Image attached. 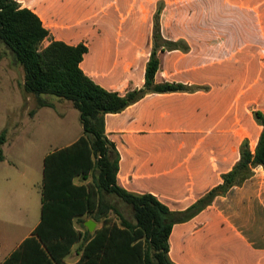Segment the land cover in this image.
<instances>
[{"label": "crops", "instance_id": "1", "mask_svg": "<svg viewBox=\"0 0 264 264\" xmlns=\"http://www.w3.org/2000/svg\"><path fill=\"white\" fill-rule=\"evenodd\" d=\"M70 1L20 5L49 31L44 46L85 44L80 68L106 90L124 95L144 86L158 6L162 37L188 47L159 54L155 83H183L189 91L147 93L105 117L120 155V187L183 211L223 183L245 141L254 153L262 132L254 112L264 113V0ZM36 179L0 178V264L40 222L43 178L40 188ZM79 218L85 226L89 220L76 217L78 230ZM168 254L175 264H264V167L251 166L242 183L174 224ZM79 259L78 243L65 260Z\"/></svg>", "mask_w": 264, "mask_h": 264}, {"label": "trees", "instance_id": "2", "mask_svg": "<svg viewBox=\"0 0 264 264\" xmlns=\"http://www.w3.org/2000/svg\"><path fill=\"white\" fill-rule=\"evenodd\" d=\"M49 31L41 19L17 0H0V43L11 51L24 71V88L37 96L51 94L72 102L80 112L83 133L72 144L54 150L44 158L42 208L39 224L2 264H175L169 257V237L174 224L185 222L209 206L213 199L250 175V167H264V116L256 112L262 132L254 153L245 141L240 160L224 174L223 183L183 211H172L150 193L135 194L116 182L120 155L105 133L104 115L119 113L147 93L189 91L183 83H155L160 60L158 50H187L182 41H166L154 34V48L139 90L121 95L96 84L80 68L88 47L53 40L44 46ZM163 41L161 45L157 41ZM39 103L44 104L39 97ZM0 134V162L4 160ZM91 177L87 183H76ZM113 194L125 202L134 221L121 215L114 205H105L102 194ZM110 209L118 220L104 219L90 233L75 226L76 217H92ZM78 219V220H79ZM94 220H97L95 217ZM81 242L80 259L66 262V256Z\"/></svg>", "mask_w": 264, "mask_h": 264}, {"label": "rangeland", "instance_id": "3", "mask_svg": "<svg viewBox=\"0 0 264 264\" xmlns=\"http://www.w3.org/2000/svg\"><path fill=\"white\" fill-rule=\"evenodd\" d=\"M32 1L34 3H71L70 0ZM17 2L22 4L26 3L27 0H17ZM74 3H80V0H74ZM159 8L158 6V9L151 19L150 32L152 47L149 52V59L154 48V34L156 29H158L162 37L158 17ZM162 39L166 40L163 37ZM162 43L163 41L160 39L156 42L157 46ZM165 51L168 50L165 49ZM161 52L162 51L159 49L158 56ZM132 90H139V88L129 89V91ZM39 97L43 100V105L39 103ZM256 112L257 110L254 112V118L259 123L256 118ZM260 113L264 116V113ZM107 114L104 115V121ZM3 131L5 142L1 146V149L5 161L0 163V178L1 176L8 175L13 179L14 176L30 173L37 178L35 187L40 188L43 178V156L72 142L83 133V127L80 122V112L74 107L72 102L51 94H41L37 96L25 90L23 68L16 61L6 45L1 42L0 134ZM102 198L105 205L116 206L121 212V215L134 221V214L125 202L107 192H103ZM94 217L97 220H94ZM88 219L95 222V230L100 228L99 226H102L104 219L119 221V217L110 209H104L102 212L88 217ZM83 220H85V218ZM77 224L80 226L82 233H85V229L82 226L83 221L79 219ZM79 244L81 247V242Z\"/></svg>", "mask_w": 264, "mask_h": 264}, {"label": "water", "instance_id": "4", "mask_svg": "<svg viewBox=\"0 0 264 264\" xmlns=\"http://www.w3.org/2000/svg\"><path fill=\"white\" fill-rule=\"evenodd\" d=\"M85 224L90 232H94L96 224L93 220H88Z\"/></svg>", "mask_w": 264, "mask_h": 264}]
</instances>
